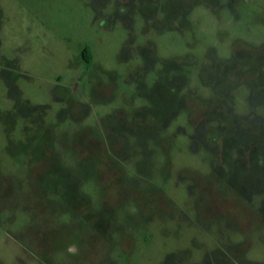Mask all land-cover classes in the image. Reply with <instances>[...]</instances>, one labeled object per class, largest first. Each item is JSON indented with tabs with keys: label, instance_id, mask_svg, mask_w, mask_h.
Returning a JSON list of instances; mask_svg holds the SVG:
<instances>
[{
	"label": "rangeland",
	"instance_id": "374dc122",
	"mask_svg": "<svg viewBox=\"0 0 264 264\" xmlns=\"http://www.w3.org/2000/svg\"><path fill=\"white\" fill-rule=\"evenodd\" d=\"M0 264H264V0H0Z\"/></svg>",
	"mask_w": 264,
	"mask_h": 264
},
{
	"label": "trees",
	"instance_id": "16d2710c",
	"mask_svg": "<svg viewBox=\"0 0 264 264\" xmlns=\"http://www.w3.org/2000/svg\"><path fill=\"white\" fill-rule=\"evenodd\" d=\"M82 53H83V57L85 58L86 62L88 64H91V62H92V56H91L89 47H85L83 49V52Z\"/></svg>",
	"mask_w": 264,
	"mask_h": 264
}]
</instances>
